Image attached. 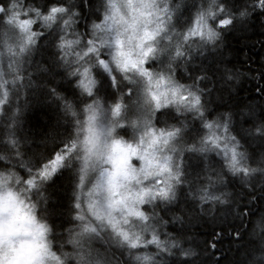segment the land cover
<instances>
[{
    "label": "snow or ice",
    "instance_id": "6c2138e0",
    "mask_svg": "<svg viewBox=\"0 0 264 264\" xmlns=\"http://www.w3.org/2000/svg\"><path fill=\"white\" fill-rule=\"evenodd\" d=\"M0 264H264V0H0Z\"/></svg>",
    "mask_w": 264,
    "mask_h": 264
},
{
    "label": "trees",
    "instance_id": "16d2710c",
    "mask_svg": "<svg viewBox=\"0 0 264 264\" xmlns=\"http://www.w3.org/2000/svg\"><path fill=\"white\" fill-rule=\"evenodd\" d=\"M226 39H227V42L229 43L230 46H235L236 45V34L230 35ZM251 39L252 40H255L256 37L255 36H251ZM256 51L259 52L260 50L259 49H256ZM244 95H245V93L243 91H241L240 93H238V96H239L240 99H243ZM231 103H232V100H230V99H228L226 97L225 104L222 105V107H227V105L228 104H231ZM30 115L31 114L29 113V116Z\"/></svg>",
    "mask_w": 264,
    "mask_h": 264
}]
</instances>
